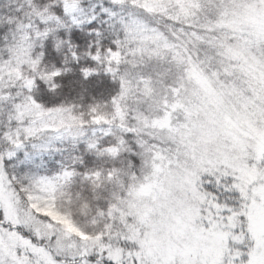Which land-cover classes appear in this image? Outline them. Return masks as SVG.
I'll list each match as a JSON object with an SVG mask.
<instances>
[{"label": "snow or ice", "instance_id": "1", "mask_svg": "<svg viewBox=\"0 0 264 264\" xmlns=\"http://www.w3.org/2000/svg\"><path fill=\"white\" fill-rule=\"evenodd\" d=\"M0 264H264V0H0Z\"/></svg>", "mask_w": 264, "mask_h": 264}]
</instances>
